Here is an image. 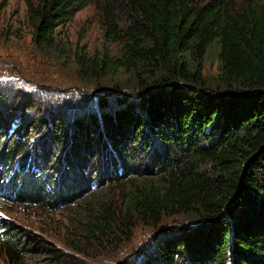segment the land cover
I'll return each instance as SVG.
<instances>
[{
  "label": "trees",
  "instance_id": "16d2710c",
  "mask_svg": "<svg viewBox=\"0 0 264 264\" xmlns=\"http://www.w3.org/2000/svg\"><path fill=\"white\" fill-rule=\"evenodd\" d=\"M26 4L37 49L70 59L86 85L104 81L116 102L98 96L67 121L0 105V196L47 210L75 204L64 241L80 254L130 237L138 222L183 215L190 224L161 230L137 264H264V0ZM87 6L109 47L91 51L65 32ZM214 44L220 67L208 76ZM38 124L49 131L42 141ZM138 150L152 155L145 165L133 161ZM0 227L7 264H35L29 238L52 251L49 264L78 262L10 219Z\"/></svg>",
  "mask_w": 264,
  "mask_h": 264
},
{
  "label": "rangeland",
  "instance_id": "374dc122",
  "mask_svg": "<svg viewBox=\"0 0 264 264\" xmlns=\"http://www.w3.org/2000/svg\"><path fill=\"white\" fill-rule=\"evenodd\" d=\"M26 6V0H0V92L3 94H0L1 107L15 108L19 111L24 105L25 113L31 117L57 112L62 114L64 121H67L74 108L80 112H90L92 107L101 105L104 99L108 102H116L109 92L110 87L104 81L93 83L97 87L86 85L78 78L75 68L70 65V59L63 60V58L47 56L37 49L32 38L33 27L26 16ZM64 30L73 44H85L91 51L102 49L107 45L109 47L99 18L93 13L92 6L78 11L65 25ZM219 67L218 50L214 44L205 56L204 72L208 76H213L219 71ZM25 96L36 99L38 109H28V106L23 103ZM98 96L103 98L100 99L102 101ZM67 99L69 103L65 101ZM35 127L40 141L44 139L43 136H48L49 131L43 129V124ZM30 129L33 128L30 127ZM17 133L16 130L9 138ZM28 133L32 135L31 130H28ZM151 156V153L141 154L138 150L133 161L135 160L134 162L139 165H145ZM55 164L58 166L59 162ZM103 187L105 184H100L96 190ZM117 191L119 190H113L112 193L116 195ZM86 195L87 193L83 196ZM75 206L71 203L69 207L60 205L47 210L11 202L0 196V221L3 218L10 219L20 226L21 231L34 233L52 242V245L56 244L73 254L74 259L78 260L76 264H137L140 261V255L145 257L146 254L153 252L154 244L163 240L162 237L165 236L161 230H165L171 224H184L192 220L191 217L174 215L157 225L138 222L139 224L131 231L130 237L120 236L118 243L95 245L87 253L80 254L69 247L66 248L64 241L69 220L72 217H79V214L75 212L77 208ZM0 228L3 229V227ZM29 243L37 247L30 252L29 260L34 261L35 264H49L52 251L38 250L41 244L35 243L31 238ZM4 253L0 248V264H7Z\"/></svg>",
  "mask_w": 264,
  "mask_h": 264
}]
</instances>
